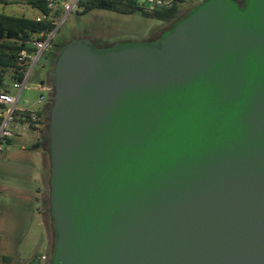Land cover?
Instances as JSON below:
<instances>
[{
	"label": "water",
	"instance_id": "obj_1",
	"mask_svg": "<svg viewBox=\"0 0 264 264\" xmlns=\"http://www.w3.org/2000/svg\"><path fill=\"white\" fill-rule=\"evenodd\" d=\"M50 75L48 264H264V0L70 39Z\"/></svg>",
	"mask_w": 264,
	"mask_h": 264
},
{
	"label": "rangeland",
	"instance_id": "obj_2",
	"mask_svg": "<svg viewBox=\"0 0 264 264\" xmlns=\"http://www.w3.org/2000/svg\"><path fill=\"white\" fill-rule=\"evenodd\" d=\"M203 0H186L183 10H188ZM79 6L65 12L57 22L53 34V44L73 38H97L114 43L127 40H150L162 32L168 22L143 17L140 13H121L105 9H92L82 12ZM0 11L35 15L33 9L21 3L5 6L0 3ZM49 52V48L44 54ZM35 65L30 79L22 92V98H28L24 104L37 109L43 103L38 98L52 94L51 60L45 55ZM44 62H46L44 64ZM6 82L10 93L17 95L19 88L13 85L9 75ZM44 82L49 89L40 91ZM22 105V103H19ZM17 134L12 142L4 145L0 153V264H26L39 256L41 264H48L53 247V228L46 183L49 167V146H33L40 135L28 124L15 128ZM47 168V169H46ZM45 200V201H44ZM45 257L43 259V256ZM9 257L2 259L3 257ZM47 257V258H46Z\"/></svg>",
	"mask_w": 264,
	"mask_h": 264
},
{
	"label": "trees",
	"instance_id": "obj_3",
	"mask_svg": "<svg viewBox=\"0 0 264 264\" xmlns=\"http://www.w3.org/2000/svg\"><path fill=\"white\" fill-rule=\"evenodd\" d=\"M53 1H57L54 7L49 5L51 0H0V3L5 6L21 3L36 11V14L46 15L44 19L37 20L35 17L36 14L27 15L0 11V92L9 85L6 82L7 75H9L10 80L13 82L23 78V70L17 60L20 50L27 49L29 52L34 51L36 47L31 44V42L34 41L35 37H39L40 34L56 31L57 22L66 11L60 3L61 0ZM185 1L186 0H78L77 6L82 9V12H88L92 9H105L121 13L138 12L143 17L168 22L169 25L164 29L166 30L186 14L187 10L182 9V5ZM238 1L241 2L240 0ZM159 35L160 34L155 35L154 38ZM90 39H92L97 46L111 44V42L104 39ZM69 40L70 39L56 44H53V40H51L49 52L44 54L45 57L52 61L57 55V50ZM1 107L2 104H0V108ZM50 110L51 103L46 101L42 108V126L37 129L31 125L29 112H22L21 110L15 111L16 125L28 124L31 129L37 131L40 135L39 141L34 145L35 147L43 146L45 142L49 146L48 123ZM46 202L49 204L50 198H47ZM7 258L9 257L4 256L2 259Z\"/></svg>",
	"mask_w": 264,
	"mask_h": 264
},
{
	"label": "built area",
	"instance_id": "obj_4",
	"mask_svg": "<svg viewBox=\"0 0 264 264\" xmlns=\"http://www.w3.org/2000/svg\"><path fill=\"white\" fill-rule=\"evenodd\" d=\"M61 5L63 6L64 10L69 12L71 11L78 3V0H61ZM57 4V1L51 0L50 6L54 7ZM37 20H42L46 17L45 14H36L35 15ZM54 32L47 33V34H40L39 37H35L34 41L31 42L36 49L32 52H29L27 49H21L18 53V63L20 64L23 70V78L19 80H15L13 85L16 88H19L18 96L10 93V85L7 86L6 89L0 92V104L2 107L0 108V153L4 150V145L8 143V141L13 138L17 132L15 128L20 126L15 124L16 110H21L22 112L27 111L30 114L31 125L34 128H40L42 126V108L47 101L44 95H41L38 98V103H43L41 107L37 109L29 108V107H22L18 104L21 94L25 89L31 73L38 63V61L43 56L44 52L50 47V42L53 38ZM40 91H44L49 89V86L42 82L39 85Z\"/></svg>",
	"mask_w": 264,
	"mask_h": 264
},
{
	"label": "crops",
	"instance_id": "obj_5",
	"mask_svg": "<svg viewBox=\"0 0 264 264\" xmlns=\"http://www.w3.org/2000/svg\"><path fill=\"white\" fill-rule=\"evenodd\" d=\"M34 14H36V13H34ZM46 62H44V64H45ZM19 94V93H18ZM18 94L16 95V96H18ZM29 102V99L28 98H22V94H21V97H20V100H19V102H18V104L19 103H22V105H20V106H22V107H27L26 105H24V104H26V103H28ZM38 141H39V139H38ZM38 141H36V142H38ZM12 142V138L8 141V143H7V145L9 144V143H11ZM34 145H35V143H34ZM33 145V146H34ZM40 147H42V146H40ZM2 153V152H1ZM49 159V158H48ZM47 169V168H46ZM49 172H50V161H49V167H48V174H47V172H46V183H47V185H48V180H49ZM5 188V186L4 185H2V184H0V190H3ZM48 188H49V185H48ZM48 196H49V189H48ZM45 201V200H44ZM43 256V255H42ZM44 257V256H43Z\"/></svg>",
	"mask_w": 264,
	"mask_h": 264
},
{
	"label": "flooded vegetation",
	"instance_id": "obj_6",
	"mask_svg": "<svg viewBox=\"0 0 264 264\" xmlns=\"http://www.w3.org/2000/svg\"><path fill=\"white\" fill-rule=\"evenodd\" d=\"M240 1L243 2L244 0H240ZM193 7H194V6H193ZM191 8H192V7H190V9H191ZM190 9H189V10H190ZM189 10H187V12H188ZM187 12H186V13H187ZM163 31H164V30H163ZM163 31H162V32H163ZM162 32H160L159 34H161ZM154 37H155V35H154ZM154 37H152V38H154ZM50 85L52 86L51 83H50ZM48 130H49V129H48ZM48 141H49V140H48ZM53 232H54V231H53ZM53 244H54V239H53ZM52 248H53V247H52ZM44 258H45V257H43V259H44ZM46 258H47V257H46ZM50 259H51V256H50L49 258H47L48 262L50 261Z\"/></svg>",
	"mask_w": 264,
	"mask_h": 264
}]
</instances>
